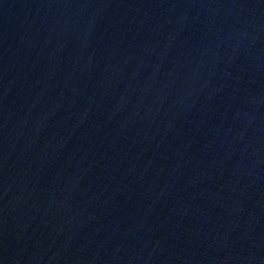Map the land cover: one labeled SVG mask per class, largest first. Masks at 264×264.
I'll return each mask as SVG.
<instances>
[{
  "label": "water",
  "instance_id": "1",
  "mask_svg": "<svg viewBox=\"0 0 264 264\" xmlns=\"http://www.w3.org/2000/svg\"><path fill=\"white\" fill-rule=\"evenodd\" d=\"M0 264H264V0H0Z\"/></svg>",
  "mask_w": 264,
  "mask_h": 264
}]
</instances>
